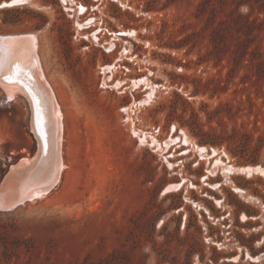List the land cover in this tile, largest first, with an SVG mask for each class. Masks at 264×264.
<instances>
[{
    "label": "rangeland",
    "instance_id": "374dc122",
    "mask_svg": "<svg viewBox=\"0 0 264 264\" xmlns=\"http://www.w3.org/2000/svg\"><path fill=\"white\" fill-rule=\"evenodd\" d=\"M0 5L62 123L58 180L0 209V264H264V0ZM31 122L0 85V193L35 161Z\"/></svg>",
    "mask_w": 264,
    "mask_h": 264
},
{
    "label": "bare ground",
    "instance_id": "6f19581e",
    "mask_svg": "<svg viewBox=\"0 0 264 264\" xmlns=\"http://www.w3.org/2000/svg\"><path fill=\"white\" fill-rule=\"evenodd\" d=\"M27 1L31 0H19L20 3H28ZM36 47L35 36L32 34H17L0 41V85L9 100H15L18 94L28 100L32 110L33 133L38 139L39 147H47L36 163L16 172V179L2 187L0 209L3 211L47 192L58 180L62 168L60 107L46 81ZM38 119H41L40 123ZM23 162L27 164L30 160L24 159ZM14 181L19 189L11 199L7 193H10Z\"/></svg>",
    "mask_w": 264,
    "mask_h": 264
},
{
    "label": "trees",
    "instance_id": "16d2710c",
    "mask_svg": "<svg viewBox=\"0 0 264 264\" xmlns=\"http://www.w3.org/2000/svg\"><path fill=\"white\" fill-rule=\"evenodd\" d=\"M232 22L236 23L237 21L236 19H230L229 21L224 22L221 27L213 31L211 40L214 48L219 49L226 46L225 39L227 38V30L231 27Z\"/></svg>",
    "mask_w": 264,
    "mask_h": 264
},
{
    "label": "water",
    "instance_id": "95a60500",
    "mask_svg": "<svg viewBox=\"0 0 264 264\" xmlns=\"http://www.w3.org/2000/svg\"><path fill=\"white\" fill-rule=\"evenodd\" d=\"M38 122L40 123V122H41V119H38ZM37 141H38V139H37ZM38 147H39V145H38ZM46 148H47V147H46ZM46 148H44L45 151H46ZM44 149L41 148V147L38 148V154H37V156L35 157V161H34L32 164L36 163L37 160H39V158H40V157L42 156V154H43V150H44ZM30 166H31V164L27 166L26 163L23 162V163L20 164V167H19L18 169L15 168V169H12L11 171H9L7 177L5 178V181H4V183H3L2 185L4 186V185L7 184V182L13 180L14 175H15V174L17 175L16 172H18V171H20V170L27 169V168H29ZM3 186H2V187H3ZM0 194H1V193H0Z\"/></svg>",
    "mask_w": 264,
    "mask_h": 264
}]
</instances>
